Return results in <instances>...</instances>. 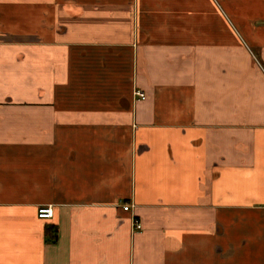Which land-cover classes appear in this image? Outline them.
I'll return each mask as SVG.
<instances>
[{
    "label": "crops",
    "instance_id": "0c3cea01",
    "mask_svg": "<svg viewBox=\"0 0 264 264\" xmlns=\"http://www.w3.org/2000/svg\"><path fill=\"white\" fill-rule=\"evenodd\" d=\"M0 264H264V0H0Z\"/></svg>",
    "mask_w": 264,
    "mask_h": 264
},
{
    "label": "built area",
    "instance_id": "2783aa9c",
    "mask_svg": "<svg viewBox=\"0 0 264 264\" xmlns=\"http://www.w3.org/2000/svg\"><path fill=\"white\" fill-rule=\"evenodd\" d=\"M136 96L140 97L141 99L145 100L146 95L140 91H137ZM133 208V205L131 204H125L123 206L124 211L129 212ZM38 217L43 220H51L54 218V209L52 206H41L38 210ZM133 231L139 232L143 230V225L139 219L136 217H133L132 221Z\"/></svg>",
    "mask_w": 264,
    "mask_h": 264
}]
</instances>
